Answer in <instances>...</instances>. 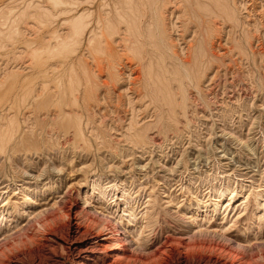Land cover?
<instances>
[{"label":"rangeland","instance_id":"1","mask_svg":"<svg viewBox=\"0 0 264 264\" xmlns=\"http://www.w3.org/2000/svg\"><path fill=\"white\" fill-rule=\"evenodd\" d=\"M0 22V264H69L70 196L140 256L200 247L149 264H264V0H0Z\"/></svg>","mask_w":264,"mask_h":264},{"label":"bare ground","instance_id":"2","mask_svg":"<svg viewBox=\"0 0 264 264\" xmlns=\"http://www.w3.org/2000/svg\"><path fill=\"white\" fill-rule=\"evenodd\" d=\"M127 2H128V0H127ZM129 3H131V2H129ZM157 6L158 5H156V7ZM218 7H219V5H218ZM157 9H158V7H157ZM40 15H41V13H40ZM82 19H83V15H79V16L71 19V22L73 24L75 32H80L82 30L84 31V28L82 26V24H83ZM74 30H72V31H74ZM13 31H14V29H13ZM133 36H134V34H133ZM107 44H109V42ZM107 47H108V45H107ZM109 49H111V48L108 47V50ZM77 208H78L77 201L75 200L74 196H70L69 199L67 200V203L63 204V206L61 208L63 215H66L69 218H71V217L74 218V220H71L68 224V231H67L68 237L62 238L63 239V245L62 246H64V248L67 251L68 257L70 258L69 264H99L100 262H105L106 264H147V262H148V264H149L150 258L151 259L156 258V260L159 259L160 261H163L162 259H165L168 257L171 259V256L173 254L175 255V253L180 252V250H178L180 248H184V249L187 248L188 249V247L192 246L194 249H200L198 244L190 245V244H188V242H185V240H182L181 238L180 239L178 238L175 240L174 238L169 237L165 241L166 243H164L160 248H158L156 253L153 252L155 254L154 255L152 254L153 255L152 257H143L142 255L140 256V254H137L134 252V250H132V243L133 242L130 240L129 236H127V234L124 231H121V229H120V227H118V225L114 226L113 230L108 233V236L104 237L103 236L104 233H102L103 231L102 232H92V230H95L96 227L101 226L99 221H97L95 219H91L92 217L91 218L87 217L88 219H90V221H89L90 223H88L86 226L80 222L79 219L82 217L81 214L83 213L84 216H86L87 213L85 211L86 210L85 208L82 209V212L75 213ZM72 213H75L74 216ZM89 216H91V215H89ZM56 217H57V215H53L50 218L55 219ZM85 221H86V219H85ZM43 226H45V225H43ZM111 241H115L118 244H116L115 247H113V246L110 247L111 249H109V242H111ZM158 245H157V247H158ZM238 245H240V244H238ZM177 247H180V248H177ZM220 251L221 252L216 253L215 256H214V254H212L213 256H208L206 253V255L208 256L205 258L207 264H252V262H251L252 260L250 258L244 257V255L241 256L238 253L240 255L239 256V255L235 254L232 250H229V248L226 249L225 247H222ZM253 251H255V250H253ZM182 253L183 252H181L179 254L182 255ZM201 256H203V255H201ZM179 258H180V259H178L179 264H186L187 258H185V256H182ZM200 260H201V258H200ZM14 264H16V263H14ZM198 264H199V262H198Z\"/></svg>","mask_w":264,"mask_h":264}]
</instances>
